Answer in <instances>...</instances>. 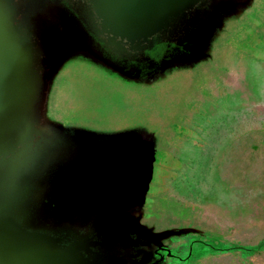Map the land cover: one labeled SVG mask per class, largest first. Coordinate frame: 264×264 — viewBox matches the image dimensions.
Returning <instances> with one entry per match:
<instances>
[{"label": "rangeland", "instance_id": "rangeland-1", "mask_svg": "<svg viewBox=\"0 0 264 264\" xmlns=\"http://www.w3.org/2000/svg\"><path fill=\"white\" fill-rule=\"evenodd\" d=\"M2 1L40 73L25 117L39 135L13 165L0 156L2 221L52 250L116 215L95 264H264V0H192L155 33L110 29L122 47L73 0ZM79 33L94 64L86 43L67 48ZM62 69H134V82L96 77L100 106L55 119Z\"/></svg>", "mask_w": 264, "mask_h": 264}, {"label": "water", "instance_id": "water-1", "mask_svg": "<svg viewBox=\"0 0 264 264\" xmlns=\"http://www.w3.org/2000/svg\"><path fill=\"white\" fill-rule=\"evenodd\" d=\"M73 1L78 2L83 13L85 8L89 30L100 35L109 47L114 43L122 47L115 33L120 35L117 37L120 40H125L133 32L155 33L160 30L167 16L192 4V0ZM2 6L3 1L0 0V156H4L5 162L13 165L12 161L18 159L16 155L14 156L18 154V147H24L28 138L31 137L34 141L39 135V132L36 134L33 129H27L25 117L32 101L31 93L35 82L36 88L40 82V73L39 69H34L32 45L27 37L21 34L23 32L9 26ZM102 32L106 33L107 39L103 38ZM21 155L23 156V152ZM30 158L26 157V162ZM17 164L16 161L14 165ZM4 216L6 210L3 207L0 208V226L9 227L6 232H0V264H63L68 263L73 257H80L76 250L81 246L80 242H75L69 251L61 248L46 250L49 247L47 242L41 241L45 235L28 229L22 231L18 222L2 221Z\"/></svg>", "mask_w": 264, "mask_h": 264}, {"label": "crops", "instance_id": "crops-1", "mask_svg": "<svg viewBox=\"0 0 264 264\" xmlns=\"http://www.w3.org/2000/svg\"><path fill=\"white\" fill-rule=\"evenodd\" d=\"M80 36H81L80 42H78L77 39L75 38H73L72 40L68 39V41L66 40L67 48L69 47L71 49V52L76 54L81 51L82 44L86 43V45L83 46L84 48L87 49L85 52V57L89 60V62L94 64L98 60L96 47L94 44L92 43L90 44L88 41L92 42L95 39L93 36H90L89 38L90 40L82 38V33L80 34ZM96 42L99 43L97 39ZM104 48L105 45L102 44V49ZM110 56L112 55L110 54ZM113 57L114 56H112V58ZM122 60H118L116 63L120 65L128 66L127 61L126 63H124L122 62ZM93 70L90 69L84 72L82 71L80 72L79 69H62V71H60L61 74L60 84L62 85H59L58 89H60L61 92H59L58 94H54V96L52 97V101L50 100V106L52 105V107L54 108V109L50 108V110H52L53 112H57L58 114L56 115V113H53V115L50 116H53L55 119H59V117H61L60 115L62 114V112L66 108L72 106L77 107V109L79 110L80 107L85 109L90 105L94 107L100 106V104L95 103L96 102L95 98L99 97V93L97 92V89H88L87 86V83L89 81H94L96 83L95 81L96 77L98 78L99 81H100V76L102 77L103 75L106 76V78L108 79H112L115 83L133 84L134 82V77H133L134 69H93ZM72 90H75V93L72 92ZM73 95H75L76 97H74ZM64 98L65 100L63 101Z\"/></svg>", "mask_w": 264, "mask_h": 264}, {"label": "flooded vegetation", "instance_id": "flooded-vegetation-1", "mask_svg": "<svg viewBox=\"0 0 264 264\" xmlns=\"http://www.w3.org/2000/svg\"><path fill=\"white\" fill-rule=\"evenodd\" d=\"M116 217H117L116 215L107 213L106 216H104L102 218V220H100L98 223L95 221L90 226L89 230L84 232V233H87V235H91L90 239L86 240V241H83L82 238H79V236H75L74 231H72L70 229L65 230V231H69L71 233L72 237L69 239V241L62 243L63 246L61 249H63V250L67 249L66 251H69L70 247H72V245L75 244V242H80L81 246H79V248L76 249L77 253H80V257L79 258L73 257L68 261V263L63 262V264H95L96 260L98 258H100L99 255L102 254V252L99 251V248L104 245V244H102V242L105 240V238L107 236L102 232V229L108 223L107 220L110 221V220L115 219ZM8 227L9 226H0V232L1 231L6 232ZM121 230H125V229H124V227H122V222H118V225L116 226V231L118 232ZM13 231L18 232V230H13ZM46 231H53V229L52 230H46ZM127 232L128 231H126L123 234H126ZM129 233L130 232H128V234ZM57 250H60V248ZM82 257H83V259H82Z\"/></svg>", "mask_w": 264, "mask_h": 264}]
</instances>
